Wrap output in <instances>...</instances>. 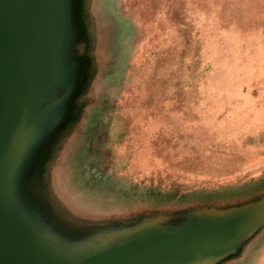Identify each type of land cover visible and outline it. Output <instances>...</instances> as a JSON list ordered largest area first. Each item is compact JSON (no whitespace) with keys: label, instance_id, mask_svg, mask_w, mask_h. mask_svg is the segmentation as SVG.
Returning a JSON list of instances; mask_svg holds the SVG:
<instances>
[{"label":"rangeland","instance_id":"1","mask_svg":"<svg viewBox=\"0 0 264 264\" xmlns=\"http://www.w3.org/2000/svg\"><path fill=\"white\" fill-rule=\"evenodd\" d=\"M85 2L95 76L50 165L58 209L110 221L264 196V0Z\"/></svg>","mask_w":264,"mask_h":264},{"label":"water","instance_id":"2","mask_svg":"<svg viewBox=\"0 0 264 264\" xmlns=\"http://www.w3.org/2000/svg\"><path fill=\"white\" fill-rule=\"evenodd\" d=\"M85 0H0V264H226L264 227V196L235 207L78 221L50 165L94 79Z\"/></svg>","mask_w":264,"mask_h":264},{"label":"crops","instance_id":"3","mask_svg":"<svg viewBox=\"0 0 264 264\" xmlns=\"http://www.w3.org/2000/svg\"><path fill=\"white\" fill-rule=\"evenodd\" d=\"M257 254V262L253 257ZM226 264H264V237L258 236L241 253L240 257L227 262Z\"/></svg>","mask_w":264,"mask_h":264}]
</instances>
